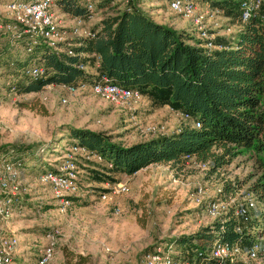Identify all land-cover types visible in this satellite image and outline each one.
I'll list each match as a JSON object with an SVG mask.
<instances>
[{
  "label": "trees",
  "instance_id": "16d2710c",
  "mask_svg": "<svg viewBox=\"0 0 264 264\" xmlns=\"http://www.w3.org/2000/svg\"><path fill=\"white\" fill-rule=\"evenodd\" d=\"M109 1L98 2L94 9H88L86 1L81 0L56 2L61 13L87 21L108 7ZM226 2L239 10L240 17L241 0ZM8 22L11 20L5 19L3 24ZM90 30L93 36H71L50 45L44 37L16 36L4 29L0 33V66L6 67L7 73L22 76L9 85V90L16 89L19 94L38 92L48 84L88 83L97 74H105L119 85L137 89L158 105L171 106L187 119L174 133L128 145L114 141L105 132L70 126L67 141L72 146L99 155L111 164V171L127 175L153 163L181 168L184 161L192 159L208 165V172L218 173L243 149L264 151V2L228 37L206 39L188 29L157 22L138 0H128L124 7L102 13ZM33 65L43 67L44 72L38 77L22 74ZM86 67L95 70L88 71ZM24 148L13 146L1 152L0 158L19 161L25 169V153L42 169L41 175L58 172L50 161L61 152L55 142L39 144L34 150ZM245 182L223 181L218 198L229 201ZM249 188L259 203L264 201L261 177ZM71 197L68 196L78 200ZM237 204L232 203L224 214L196 231L174 237V250L182 257H193L214 242L252 245L264 236V213H251L250 219L243 221L234 213ZM65 255L67 264L88 262V257L81 254L72 256L65 251ZM259 256H264V247Z\"/></svg>",
  "mask_w": 264,
  "mask_h": 264
},
{
  "label": "rangeland",
  "instance_id": "374dc122",
  "mask_svg": "<svg viewBox=\"0 0 264 264\" xmlns=\"http://www.w3.org/2000/svg\"><path fill=\"white\" fill-rule=\"evenodd\" d=\"M8 1L0 0V24L10 19L4 7ZM90 1L94 9L103 0ZM138 1L155 21L164 20V24L188 29L202 38L228 37L244 23L239 10L227 6V0H195L196 15L209 7L222 11L203 23L195 22L196 15L175 14L168 0ZM127 2L110 0L108 7L80 23L57 7L60 31L75 26L88 30L102 13L114 12ZM62 35L73 36L68 32ZM20 79V73H7L6 67L0 66V153L13 146L34 150L39 144L55 142L61 152L51 157V165L60 168L65 164L74 174L78 191L70 196L78 200H71L60 212L55 192L39 179L42 169L22 153L28 166L14 197L18 205L10 218L0 221V233L14 234L18 240V252L11 264H36L49 234L54 236L55 247L48 264H67L65 251L87 256V264H149L150 253L160 249L166 255L174 253V237L192 233L214 220L207 215V205L218 198L223 181H246L231 203H242L250 194L257 199L249 187L257 177L264 180V151L243 149L218 173L208 172V165L194 159L184 161L181 168L153 163L131 175L111 171L96 155L73 148L67 141L70 126L105 132L114 141L128 145L161 131L171 132L187 119L186 115L167 104L158 105L146 95L114 104L85 89L69 94L61 85H46L38 92L24 94L9 90V85ZM117 182L126 183V191L102 200L101 191ZM260 205L257 201L251 213H257ZM257 241L264 247V236ZM177 257L181 258V253ZM239 260L241 264H264V256L251 259L243 254Z\"/></svg>",
  "mask_w": 264,
  "mask_h": 264
},
{
  "label": "built area",
  "instance_id": "2783aa9c",
  "mask_svg": "<svg viewBox=\"0 0 264 264\" xmlns=\"http://www.w3.org/2000/svg\"><path fill=\"white\" fill-rule=\"evenodd\" d=\"M264 0H241L240 3V20L247 22L261 8ZM88 9H93V4L90 0H86ZM10 14L11 22L1 24L0 28L15 33L16 36L27 34L31 37H44L50 45L55 42L64 41L68 37H63L62 34L71 33L73 36H93L94 33L88 29H81L75 26L72 29L60 31L57 2L55 0H9L5 6ZM168 7L171 11L178 15L195 16L197 9L195 0H168ZM221 9L218 7L206 8L203 12L195 16L196 23H203L204 20H211L221 14ZM78 23L83 20L77 19ZM204 33V32H202ZM211 36L204 38L209 39ZM210 45V43H208ZM30 50V48H28ZM72 54V50L67 51ZM44 72L43 67L33 65L23 71L22 74L38 77ZM48 84L47 86H51ZM69 94H73L78 90H89L92 94L102 97L114 104H125L130 100L139 99L141 93L137 89L125 87L115 83L110 77L105 74H97L90 82L80 81L76 85H61ZM63 101L66 98L63 97ZM196 127L199 126L195 122ZM177 128L168 131H161L160 134L174 133ZM86 154L100 156L87 151L85 148L73 146ZM189 158V156H186ZM65 165V164H64ZM61 166L58 172L48 171L42 174L39 179L49 185L55 192L58 198V210L64 212L71 200L68 196L77 193V185L75 183L74 174L67 171L68 167ZM204 165V164H202ZM111 167V164H109ZM65 169V170H64ZM25 169L21 167L19 161H13L10 158H0V221L6 220L13 215L14 208L18 205L15 195L20 191V182ZM126 183L117 182L115 185H108L106 189L101 191L100 197L106 199L110 194H117L126 191ZM220 189H218L219 192ZM2 192V193H1ZM234 198L229 201L217 198L207 205V215L212 218H217L224 214L232 204ZM234 202V201H233ZM256 198L253 195H248L242 203L235 207V215L243 221H248L251 217V210H256ZM259 211L264 213V201L261 202ZM47 243L41 250L36 264H48L53 257L55 241L52 234L47 235ZM262 249L259 242L256 240L249 247H244L240 243L233 245L221 244L214 242L205 251L197 252L193 257H181L180 254L174 251L172 254H165L164 251H154L148 255L151 258L149 264H241L242 255L251 259L259 257V251ZM18 252V240L14 234L0 233V264H11L13 256ZM159 252V253H158ZM160 255L163 259L160 258Z\"/></svg>",
  "mask_w": 264,
  "mask_h": 264
},
{
  "label": "crops",
  "instance_id": "0c3cea01",
  "mask_svg": "<svg viewBox=\"0 0 264 264\" xmlns=\"http://www.w3.org/2000/svg\"><path fill=\"white\" fill-rule=\"evenodd\" d=\"M163 23L165 22L164 20H161ZM1 25V24H0ZM178 29V28H177ZM90 70L89 71H94L95 69L93 67H89Z\"/></svg>",
  "mask_w": 264,
  "mask_h": 264
}]
</instances>
